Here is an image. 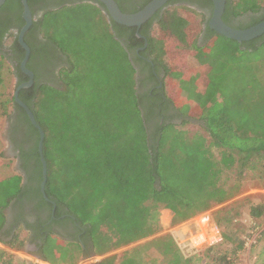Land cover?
<instances>
[{
  "label": "trees",
  "instance_id": "obj_1",
  "mask_svg": "<svg viewBox=\"0 0 264 264\" xmlns=\"http://www.w3.org/2000/svg\"><path fill=\"white\" fill-rule=\"evenodd\" d=\"M185 1L213 10L212 0ZM28 3L34 16L32 0ZM169 4L140 28L148 39L144 49L145 39L137 35V27L108 17L98 0L49 10L33 21L25 35L31 48L28 68L39 53L28 39L33 30L39 31L47 46L68 58L59 85L36 83L21 89L19 97L45 131L48 195L85 227L89 255L104 256L91 264H144L141 254L151 247L164 256L173 253L170 264H234L235 256L245 248L246 237L234 227L240 212L226 202L240 193L246 175L264 189V34L240 43L208 26L205 39L221 36L226 51L208 67L197 107L200 115H186L165 91L168 67L156 52L157 39L151 30L156 22L162 31L169 29L168 34H174L185 28L184 20L191 21L184 14L185 7L171 8ZM23 10L21 0H7L0 9V17L6 13L0 22L1 38L13 28L8 40L18 55L17 86L27 78L20 68L25 50L18 41L25 23ZM245 15L248 21L233 27L248 28L263 21L264 0H227L226 23ZM179 41H184L180 35ZM184 46L203 47L192 40ZM4 57L0 54V70ZM8 102L0 100L4 108L0 116H9ZM11 102L18 110L16 122L23 123L17 131L21 129L27 141L26 147H19L20 168L33 162V181L39 187L43 179L39 131L14 96ZM176 118L182 122H174ZM193 121L199 122L198 129L184 127ZM230 173L237 176L233 183ZM0 185L4 193L0 209L7 205L8 197L23 192L19 175H11ZM248 203L250 218L262 220L264 199ZM165 209L172 213L173 226L211 210L223 240L192 255L180 254L171 237L156 236ZM150 237L119 260L117 254L108 255ZM75 244L77 259L83 249ZM250 247L261 248L255 264H264V230ZM42 252L44 260L58 264L51 237ZM218 252L221 254L211 257ZM62 256L66 259V253ZM13 258L14 254L0 249V264H21Z\"/></svg>",
  "mask_w": 264,
  "mask_h": 264
},
{
  "label": "rangeland",
  "instance_id": "obj_2",
  "mask_svg": "<svg viewBox=\"0 0 264 264\" xmlns=\"http://www.w3.org/2000/svg\"><path fill=\"white\" fill-rule=\"evenodd\" d=\"M185 7L184 14L189 17L191 21L184 20L185 28L182 26L180 32L174 34H168L169 29L161 30V27L154 22L152 24V35L155 36L156 40V52L162 56L167 63L168 74L164 77L165 91L168 96L174 101L177 109L186 115L199 116L200 111L197 109L200 105L201 93L207 82L208 67L215 65L226 51L225 39L221 36L215 35L213 38L205 39L203 34V25L206 20V16H202V12L195 7L187 3L173 2L169 4V7ZM179 35L184 41H179ZM191 40L196 42L199 46H203L201 49L186 48L184 45H190ZM164 41V42H163ZM11 42L7 40L6 44L9 45ZM2 68L0 70V100H9L6 103L7 111L9 116H0V151L2 147L6 149V154L11 156V173L13 174L19 164H16L15 152L11 149L6 139L7 123L9 118L13 115L15 107L13 106L11 99L14 96L15 89L17 87V75L16 65L6 57L3 58ZM61 83V81H60ZM59 85V84H58ZM3 106L0 104V113L3 111ZM175 113V110H173ZM174 122L181 123L182 119L176 118ZM194 123H188L184 127L191 130L198 129V121ZM7 143V145H6ZM6 145V146H3ZM7 155V156H8ZM17 165V166H16ZM223 175V179L225 178ZM237 178L235 173H230V183H233ZM240 193L228 200L226 203L235 207L240 214L237 216L234 227H236L243 237H247L248 233L252 236L256 231L264 230V218L261 220H253L249 216V201L258 202L264 199V189L259 186L258 182L251 175H246L242 179ZM3 185H0V200L4 199ZM249 200H242L246 199ZM242 200V201H241ZM212 212L211 210L209 213ZM198 213L195 217L187 220L179 225L173 226L168 224V219L172 217L170 210H162L160 220L162 229L160 234L161 237L169 236L173 239L175 246L177 247L180 254L184 256L189 255V251L185 243L182 242V231L188 229L193 231V234L198 231L199 227V216L202 214ZM196 218V219H195ZM192 220V222H191ZM194 220V221H193ZM195 227V228H194ZM174 228H177L175 231ZM248 236V237H250ZM152 238V237H150ZM76 245V244H75ZM136 244L131 246L118 249L116 252L118 260L130 251ZM221 247V246H220ZM219 248V247H218ZM261 248L251 249L250 246L245 248L235 256L234 264H255L258 254ZM215 253V252H214ZM211 254L218 256L217 254ZM144 264H170V258L173 257V253L165 256L159 253L154 247L144 251L142 254ZM99 257H90L88 260H83L81 255L75 259V264H91L101 260ZM13 260L17 263L23 264L19 255L14 254ZM208 261V258L206 259ZM204 262H197L194 264H203Z\"/></svg>",
  "mask_w": 264,
  "mask_h": 264
},
{
  "label": "flooded vegetation",
  "instance_id": "obj_3",
  "mask_svg": "<svg viewBox=\"0 0 264 264\" xmlns=\"http://www.w3.org/2000/svg\"><path fill=\"white\" fill-rule=\"evenodd\" d=\"M83 1L86 0H32L34 20L42 18L45 12L49 10H58L65 5H72ZM147 2L148 0H119L122 9L128 13L140 10L145 4H147ZM178 2L187 3L204 13L206 20L202 31L205 36L208 31V22L212 14L211 8L208 6H202L199 2L189 3L185 0H179ZM5 17L6 13H3L0 17V22L4 21L6 19ZM247 21L248 17L245 15L243 17L231 19L229 24L231 26H239L240 23H246ZM12 30L13 28H10L3 38H1L0 33V54H4L7 59H10L15 65H18L17 52L12 47V44H6ZM14 31L17 32V30ZM28 39L39 51V53L31 60V68L29 69L34 73V83L28 88H32L36 83H48L57 86L61 81L60 71L63 67L68 65L67 56L53 46H47L46 41L42 39L38 30L30 32ZM26 76L27 78H25L24 82L29 81V76L27 74ZM18 80L19 79L17 78V81ZM17 114L18 110L15 109L13 115L9 118L6 139L11 149L15 152L16 157L19 159L20 167L21 159L19 155V147H26L27 141L24 140L22 130L20 129L17 131V128L22 127L23 124L21 122H16ZM171 114H174V111L171 112ZM34 170L35 165L33 162H31L30 165L28 164L26 169L21 168L24 176V184L26 185L22 186V194L12 201L9 220L2 230L5 232L11 227V225L18 222L28 224L29 253L35 256V261L24 260L23 264H51L44 260L42 248L44 247L46 239L49 237L52 238L53 235L61 237L68 243H78L83 249L81 254L83 260H88L90 257L96 256L89 255L85 227L77 222L72 214L67 212L68 209L66 207L62 204H58L51 196H49L47 189L46 194L48 199L44 197L41 187L34 184Z\"/></svg>",
  "mask_w": 264,
  "mask_h": 264
},
{
  "label": "water",
  "instance_id": "obj_4",
  "mask_svg": "<svg viewBox=\"0 0 264 264\" xmlns=\"http://www.w3.org/2000/svg\"><path fill=\"white\" fill-rule=\"evenodd\" d=\"M7 0H0V9L4 6ZM23 4V19L25 21L24 25L18 32V41L20 45L25 50V55L20 63L21 70L29 76V81L19 84L14 92V98L16 102L23 107L26 111L28 117L30 118L31 123L39 131V142H38V152L40 155V160L42 163V182H41V191L46 199L48 196L46 194V185L48 181V164L44 155V142H45V131L43 127L38 123L32 109L20 99L19 93L23 88H28L34 83V73L27 67L28 61L31 56V48L25 41V35L33 25L34 17L30 9L28 0H21ZM104 4L105 8L102 7L103 12H105L108 17L112 18L114 21L130 26L137 27V35L139 37H144L145 44L141 49H144L148 45V39L140 34V28L143 24L153 19L157 14L163 13V11L168 6L171 0H151L140 10L128 13L121 9L120 5L116 0H98ZM213 1V10L211 17L208 22L210 29L214 30L217 34L224 37L236 40L240 43L245 41L253 40L264 34V20L260 23L253 25L248 28H236L223 19V15L226 9L227 0H212ZM55 205V204H54ZM33 263V262H31Z\"/></svg>",
  "mask_w": 264,
  "mask_h": 264
},
{
  "label": "crops",
  "instance_id": "obj_5",
  "mask_svg": "<svg viewBox=\"0 0 264 264\" xmlns=\"http://www.w3.org/2000/svg\"><path fill=\"white\" fill-rule=\"evenodd\" d=\"M6 145H7V143H6ZM6 145H3V146H6ZM2 152H3V156H0V181H5V180L9 179V177H11V175H19V176H22V184L24 185V176L22 174V171H21V168L19 167V165H18L17 169L15 170V172L12 174L11 173V165H12L11 156L6 154L5 147L4 148L2 147ZM14 157L16 158L15 159L16 164H19V159L16 157V155ZM14 199L15 198L12 199V198L8 197L7 205L0 209V219H1L0 220V249H3L8 253L19 255L22 262L24 260H26V261L34 260L35 261V256H33L29 253V246H28L29 236H28V230H27L28 224L18 222L16 224L11 225V227L9 229H7L5 232L2 231L5 224L9 220L10 207H11L12 201ZM171 220H172V217L170 216V218L168 219V224H171ZM191 222H192V220H191ZM174 230L176 231L177 228H174ZM187 231H190V234L193 233V231L190 229H188L186 231H182V233H184V234H181L183 239L188 236ZM156 236H160V234H158ZM154 237L155 236H153V238ZM52 239H53L54 244H55V251H56V255H57V259H58V264H75V256L76 255H75L74 250H73V248L75 247V243L74 242L68 243V242L64 241V239H62L61 237H59L57 235H53ZM150 239L151 238H147V239H144V240H142L138 243H134V244H139V243L145 242V241L150 240ZM117 251L118 250H115L114 252H111L108 255L116 254ZM63 253H66V259H64V260H63V256H62ZM81 254H79V255H81ZM102 257H104V256H102ZM99 258L102 259L101 257H99ZM45 264H48V263H45Z\"/></svg>",
  "mask_w": 264,
  "mask_h": 264
},
{
  "label": "built area",
  "instance_id": "obj_6",
  "mask_svg": "<svg viewBox=\"0 0 264 264\" xmlns=\"http://www.w3.org/2000/svg\"><path fill=\"white\" fill-rule=\"evenodd\" d=\"M199 229L196 233L187 231L188 236L182 242L187 246L189 255L205 247H211L223 240L222 230L213 219L212 212L206 211L199 217ZM261 231H256L252 236L245 238V246H251ZM184 234V233H182Z\"/></svg>",
  "mask_w": 264,
  "mask_h": 264
}]
</instances>
